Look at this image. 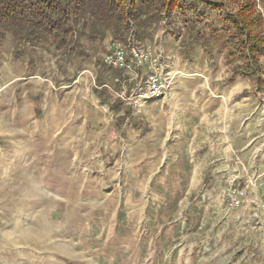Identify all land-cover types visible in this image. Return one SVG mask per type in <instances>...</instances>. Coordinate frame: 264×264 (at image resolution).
I'll list each match as a JSON object with an SVG mask.
<instances>
[{"label": "rangeland", "instance_id": "374dc122", "mask_svg": "<svg viewBox=\"0 0 264 264\" xmlns=\"http://www.w3.org/2000/svg\"><path fill=\"white\" fill-rule=\"evenodd\" d=\"M147 18L70 48L1 38L0 264H264V91ZM115 42L184 83L187 134L105 64Z\"/></svg>", "mask_w": 264, "mask_h": 264}, {"label": "trees", "instance_id": "16d2710c", "mask_svg": "<svg viewBox=\"0 0 264 264\" xmlns=\"http://www.w3.org/2000/svg\"><path fill=\"white\" fill-rule=\"evenodd\" d=\"M148 15L175 26L181 52L219 46L233 75L264 91V0H0V40L70 48L107 27L115 36L130 22L145 27Z\"/></svg>", "mask_w": 264, "mask_h": 264}, {"label": "built area", "instance_id": "2783aa9c", "mask_svg": "<svg viewBox=\"0 0 264 264\" xmlns=\"http://www.w3.org/2000/svg\"><path fill=\"white\" fill-rule=\"evenodd\" d=\"M104 62L111 68L124 72L129 81L134 82L132 92L140 102L157 100L171 90L173 80L162 75L164 65L161 57L153 58L135 42L128 46L115 42L110 54L104 57ZM243 196V191H233L230 195L231 205L239 207Z\"/></svg>", "mask_w": 264, "mask_h": 264}, {"label": "crops", "instance_id": "0c3cea01", "mask_svg": "<svg viewBox=\"0 0 264 264\" xmlns=\"http://www.w3.org/2000/svg\"><path fill=\"white\" fill-rule=\"evenodd\" d=\"M162 63L164 65V62ZM172 77H173L172 79L173 81H172L170 92H168L163 99H158L157 101L159 102L156 103L157 109L159 111L158 116L160 117L161 115H163L164 117H167L166 125L164 126L168 132V134L166 135L167 137L173 136V131L179 130V129H181L182 135L187 134L189 129L192 126L189 124H183V123L189 122V121L194 122L196 120V118L194 117L198 116L194 107L193 108L188 107L185 109L179 107L181 104L180 102L184 101L185 98H183L181 94L179 95L178 88L180 87V85H183L184 83H181L180 81L177 82L175 79L176 76L172 75ZM190 85L193 86V84L189 83L188 88ZM190 99H193V101L192 103L189 102L188 104L190 105L193 104L195 106L196 105L195 96H192ZM201 113L203 112L201 111ZM205 119H206V116H205ZM180 122H182V124ZM244 124H245V120H242V126H244ZM196 128L198 127L196 126ZM200 129L201 130L203 129L202 125L200 126ZM192 164L194 165L195 163H192Z\"/></svg>", "mask_w": 264, "mask_h": 264}]
</instances>
